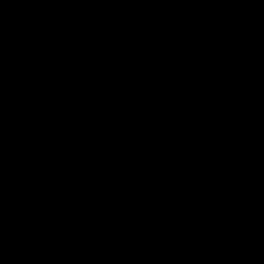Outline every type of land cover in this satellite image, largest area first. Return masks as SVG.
Listing matches in <instances>:
<instances>
[{
    "label": "water",
    "instance_id": "1",
    "mask_svg": "<svg viewBox=\"0 0 264 264\" xmlns=\"http://www.w3.org/2000/svg\"><path fill=\"white\" fill-rule=\"evenodd\" d=\"M18 0H0V82L12 35Z\"/></svg>",
    "mask_w": 264,
    "mask_h": 264
}]
</instances>
